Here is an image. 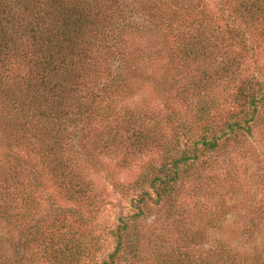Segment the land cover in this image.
I'll list each match as a JSON object with an SVG mask.
<instances>
[{"label":"trees","instance_id":"1","mask_svg":"<svg viewBox=\"0 0 264 264\" xmlns=\"http://www.w3.org/2000/svg\"><path fill=\"white\" fill-rule=\"evenodd\" d=\"M208 7L206 0H0V213L20 200L32 208L20 221L33 219L41 190L49 189L55 199L88 195L94 187L82 172L88 157L102 165L100 155L112 157L128 145L138 153L143 147L167 153L178 147V136L186 137L191 155L186 149L165 160L168 164L150 167V189L159 200L188 177L189 160L200 148L217 151L236 133L249 132L264 99L250 90L249 81H237L230 97L236 107L223 120L216 110L220 92L243 71L245 27L264 24V0H218ZM136 16L164 31L160 49L150 40L132 46L130 34L145 31L144 25L134 29ZM136 87H153L164 106L126 104L109 96ZM164 124L170 125V143ZM222 137L226 140L218 144ZM147 196L141 191L132 197L135 208ZM62 219L57 237L65 228ZM80 219L79 225L85 222ZM126 224L102 264L123 254ZM184 241L191 240L184 235ZM70 242L55 238L45 246L42 241L51 264H78L83 249L73 248L68 257ZM1 244L0 238V260ZM228 249L211 258L188 247L181 257L166 255L156 264H264V250L241 256Z\"/></svg>","mask_w":264,"mask_h":264},{"label":"rangeland","instance_id":"2","mask_svg":"<svg viewBox=\"0 0 264 264\" xmlns=\"http://www.w3.org/2000/svg\"><path fill=\"white\" fill-rule=\"evenodd\" d=\"M206 1L211 9L218 0ZM131 21L134 29L135 25H144L145 28L143 32L137 29L130 34L132 46H144L150 40L155 43L152 44L154 49H160L163 30L155 31L153 25L141 16L133 17ZM245 28L248 51L242 54L240 60L243 61V71L223 94L220 92L221 106L216 110L219 119L236 107L230 97L231 92L237 89L238 80H242L243 85L249 81L250 90L258 95L264 94V85L262 87L261 84L264 83V24L255 30ZM131 91L109 96L126 104L140 102L156 105L160 102L153 87H136ZM164 101L161 100L159 107L164 106ZM251 123L253 126L249 132L243 129L236 133V138H228V143L224 141L217 151L200 148L196 152L197 158L189 160L192 166L187 171L188 177H181L177 189L159 200L150 189L153 176L150 167L159 163L168 164L166 161L172 155L176 157L186 149V154L191 155L186 137L178 136V147L167 153L163 150L152 152L153 148L150 150L148 147H143L142 153H138L128 145L126 150L121 149L112 157L103 158L100 155L98 158L102 165L88 157L82 168L87 179L94 184L88 195L80 200L55 199L49 189L41 190L35 197L34 208L38 213L33 219L20 221L21 215L32 211L20 200H13L8 212L0 213L1 251L4 254L0 263L51 264L48 250L43 251L42 241L46 246L50 240L59 238L62 244L71 241L66 252L68 257L73 248L83 249L78 264H102V260H108V254L115 248L122 222L127 223L125 236L128 238L121 250L123 254L111 264H156V258L166 255L181 257L188 247L195 249L196 253L209 252L211 258L218 257L219 250L226 252L229 247L241 256L263 252L264 99L257 105ZM167 125H163L164 137L170 143L173 136ZM190 125L188 128L193 127ZM216 130L221 136V130ZM226 138L219 139L218 144ZM141 191H147L150 196L138 209L131 198ZM80 218L85 221L81 225ZM61 219L65 228L57 232L63 234L57 237L56 229ZM256 222L259 224L255 226ZM40 225L39 234L35 227ZM184 235L191 240L187 245ZM27 238L29 240L23 244Z\"/></svg>","mask_w":264,"mask_h":264}]
</instances>
